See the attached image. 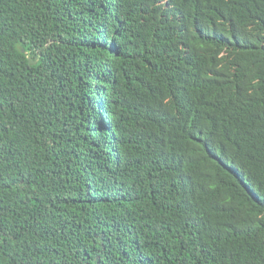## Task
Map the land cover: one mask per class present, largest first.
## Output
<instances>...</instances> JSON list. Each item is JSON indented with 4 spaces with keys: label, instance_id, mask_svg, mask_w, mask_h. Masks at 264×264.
<instances>
[{
    "label": "trees",
    "instance_id": "obj_1",
    "mask_svg": "<svg viewBox=\"0 0 264 264\" xmlns=\"http://www.w3.org/2000/svg\"><path fill=\"white\" fill-rule=\"evenodd\" d=\"M0 264H264V0H0Z\"/></svg>",
    "mask_w": 264,
    "mask_h": 264
},
{
    "label": "water",
    "instance_id": "obj_2",
    "mask_svg": "<svg viewBox=\"0 0 264 264\" xmlns=\"http://www.w3.org/2000/svg\"><path fill=\"white\" fill-rule=\"evenodd\" d=\"M30 62L33 64V63H35L34 61H32V59L30 60Z\"/></svg>",
    "mask_w": 264,
    "mask_h": 264
}]
</instances>
